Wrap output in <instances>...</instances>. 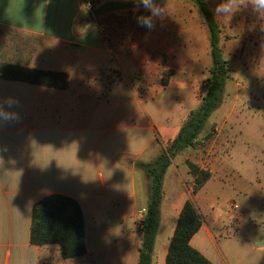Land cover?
Wrapping results in <instances>:
<instances>
[{
    "label": "crops",
    "instance_id": "1",
    "mask_svg": "<svg viewBox=\"0 0 264 264\" xmlns=\"http://www.w3.org/2000/svg\"><path fill=\"white\" fill-rule=\"evenodd\" d=\"M206 1L212 11L221 2ZM157 3H166L168 15L149 31L136 20L147 13L132 0H0V28L33 45L27 66L69 75L66 89L0 78V96L18 99L21 117L0 126V264H138L149 180L133 161L155 160L192 111L181 107L179 121L169 125L155 101L172 84L159 90L150 77L154 68L167 66L165 58L188 60L192 69L194 59L210 53L198 6L190 0ZM214 17L224 56L230 32L238 33L230 41L251 40L246 28L256 15L250 7ZM237 150L211 147L194 161L212 174L195 195L188 167L173 160L152 264H167L188 199L204 216L192 247L214 264H264V163L254 154L251 173L242 174L233 165L245 159L236 157ZM52 194L82 208V257L65 260L58 245L30 242L33 207ZM232 201L240 209L227 215Z\"/></svg>",
    "mask_w": 264,
    "mask_h": 264
},
{
    "label": "trees",
    "instance_id": "2",
    "mask_svg": "<svg viewBox=\"0 0 264 264\" xmlns=\"http://www.w3.org/2000/svg\"><path fill=\"white\" fill-rule=\"evenodd\" d=\"M200 9L209 30L212 66L209 77L201 87L200 105L192 110L176 137L170 141L157 158L151 162L133 161L145 172L149 180V197L142 225L139 229L141 245L138 264H152L156 237L160 226V206L163 199L165 175L173 160L184 150L201 145L202 132L210 117L220 108L230 65L221 47L222 27L215 19L206 0H190ZM0 78L25 82L49 88L66 89L69 75L65 72L45 71L27 65L0 61ZM165 85V84H164ZM214 137L209 133L205 140ZM159 141V138H157ZM205 141V142H206ZM193 177V194H197L212 174L198 164L186 161ZM204 216L193 199H188L179 215L174 235L168 249L167 264H214L191 246V239L200 230ZM32 245L43 247L58 245L63 259H74L87 253L84 214L80 204L71 197L52 194L37 202L32 211L30 234Z\"/></svg>",
    "mask_w": 264,
    "mask_h": 264
},
{
    "label": "rangeland",
    "instance_id": "3",
    "mask_svg": "<svg viewBox=\"0 0 264 264\" xmlns=\"http://www.w3.org/2000/svg\"><path fill=\"white\" fill-rule=\"evenodd\" d=\"M160 1L162 0H156V3ZM240 29L242 31L243 28ZM246 30L251 34V40L247 42L230 41L238 38L235 30L225 37L223 47L226 51L225 58L229 61L230 75L223 102L208 120L200 138L201 145L181 152L174 159L181 167H187V160L193 163L200 161L201 155L211 147L241 149L236 151L239 153L236 157H244V162H234L233 165L247 176L251 173L254 154L264 163V20L256 16L254 26L251 25ZM32 49L33 45L27 37L0 28V61L27 65L26 59ZM164 60L163 64L167 66L154 68L149 82L159 90L172 84L164 97L155 101L157 109L172 126L179 121V115L183 114L179 113L181 107L189 112L195 109L193 104L201 102V87L209 77L212 58L210 53H203L193 60L192 69L188 68V60L186 64L180 59ZM211 132H214V137L206 141V136ZM162 136L164 140L168 139L166 134ZM245 148L252 150L250 154L243 153Z\"/></svg>",
    "mask_w": 264,
    "mask_h": 264
},
{
    "label": "clouds",
    "instance_id": "4",
    "mask_svg": "<svg viewBox=\"0 0 264 264\" xmlns=\"http://www.w3.org/2000/svg\"><path fill=\"white\" fill-rule=\"evenodd\" d=\"M132 2L136 5L137 10L143 8L147 13L138 15L136 20L141 27H145L149 31L155 29L157 20L168 15L166 3L161 5L156 3V0H132ZM249 7L253 14L264 20V0H221L215 5L213 12L217 17L230 18L241 8ZM18 106L19 100L15 97L0 96V126L18 122L21 119L19 112L15 111Z\"/></svg>",
    "mask_w": 264,
    "mask_h": 264
},
{
    "label": "built area",
    "instance_id": "5",
    "mask_svg": "<svg viewBox=\"0 0 264 264\" xmlns=\"http://www.w3.org/2000/svg\"><path fill=\"white\" fill-rule=\"evenodd\" d=\"M239 209H240L239 204L234 202V201H232L228 205L227 215L235 214L236 212H238Z\"/></svg>",
    "mask_w": 264,
    "mask_h": 264
}]
</instances>
